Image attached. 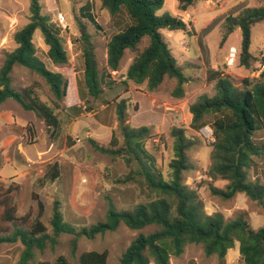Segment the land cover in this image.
<instances>
[{
    "label": "trees",
    "instance_id": "16d2710c",
    "mask_svg": "<svg viewBox=\"0 0 264 264\" xmlns=\"http://www.w3.org/2000/svg\"><path fill=\"white\" fill-rule=\"evenodd\" d=\"M29 22L14 35L17 47L6 54L0 68V105L11 99L25 111H32L42 118L46 127L55 131L58 119L54 110L42 103L34 95L31 88L16 91L11 85V73L15 67L26 68L41 78L55 98L56 102L66 96L67 81L59 73L48 71L36 56L33 36L39 31L44 44L48 47L47 57L55 66L68 63L63 40L58 29L50 25L47 17L41 14L40 0H29ZM177 10L186 12L198 1L207 0H176ZM164 0H100L102 10H106L112 18L116 29H123L113 35L106 43V76L107 71H117L126 51L133 58L124 75V86L128 83L143 85L147 92L157 91L166 78L176 81L171 95L184 98V85L190 80L186 78L181 67L169 49L162 31L187 32L189 25L177 16L163 14L157 16ZM128 19L130 23H124ZM264 23V6L246 8L237 16H228L224 20L223 41L238 28L241 33V49L239 63L253 72L249 53L251 29ZM82 50L83 86L85 94L92 100H97L102 94V82L94 48L88 41L85 27L78 23ZM211 27H206L209 30ZM87 39V40H86ZM264 62L262 58L261 63ZM215 94L212 97L200 96L189 105L192 116L190 129L200 131L210 126L215 142L211 144V164L205 176L210 182L209 189L213 196L230 200L237 194H243L251 201L263 205L264 186L250 183L246 169L252 165V158L260 155L262 147L255 143L254 134L264 131V70L257 78H245L240 86H236L228 77L215 73ZM57 107V103H54ZM115 114L118 129L123 137L124 147L118 149L100 146L93 139H88L90 145L99 153L110 157L130 156L125 163H135L136 170L128 175V180L142 178L140 185L147 191L146 202L138 204L132 210L118 211L112 203L103 222H98L88 228H82L76 233L74 228L64 222L58 202L53 205L50 226L52 236L47 234V228L41 221L44 212L43 204L37 201L38 217L30 222L31 213L19 218L16 215L14 198L20 189L16 182L0 186V234L8 232L6 224L17 223L27 227L15 229L7 237H0V244L16 243L23 245L20 259L15 264H29L33 251H43L47 245L54 248L57 238L62 234L75 235L72 251L75 250L77 238L84 236L91 240L98 235L114 232L123 224L132 231L147 227L157 228L147 235L139 234L121 254L118 264H170L171 256L182 255L186 245H202L204 254L209 257L216 255L224 264L227 252L238 243V252L243 264H264V228L252 230L242 215L235 220L225 222L222 215H205L194 192L183 184V174L192 169L186 152L193 146L192 139L184 135L183 130L172 129L170 134L175 139L173 146L174 158L169 163L170 180L165 181L157 172L155 161L143 149L145 137L150 138V129L140 127L131 129L127 125V103L120 100L115 103ZM212 117L208 122L206 118ZM33 135V131L29 132ZM52 138V137H51ZM114 132L109 144H113ZM62 164L55 161L47 167L41 180L54 183L64 174ZM216 181L225 182L223 189L211 185ZM42 182V181H41ZM108 253H82L76 264H107ZM36 264H70L59 256L54 262H37Z\"/></svg>",
    "mask_w": 264,
    "mask_h": 264
},
{
    "label": "rangeland",
    "instance_id": "374dc122",
    "mask_svg": "<svg viewBox=\"0 0 264 264\" xmlns=\"http://www.w3.org/2000/svg\"><path fill=\"white\" fill-rule=\"evenodd\" d=\"M211 2L219 3V7L207 11L204 8V2L199 1L191 7L187 14L190 16V24L187 33L183 31L168 32L162 31V34L168 43L169 49L175 57L177 64L181 67V71L186 78H190L191 85L186 88L187 96L190 102L196 101L200 96L212 97L215 94V83L205 86L199 83L204 79L205 72L215 70L216 72L224 69L225 58L233 48L237 51L236 64L228 68L224 77H228L236 86L241 85V81L245 78L254 79L251 71L241 66L239 63V53L241 49V33L238 28L223 41L224 20L226 17L237 16L246 8H260L264 6V0H211ZM88 4L91 10V16H87L82 6ZM93 5V7H92ZM236 12L234 8L240 6ZM29 0H0V68L8 53L14 51L17 47L14 41V35L29 22ZM41 14L47 17L50 25L59 30L63 40V48L65 51L71 44L72 50H67L66 54H75L80 52L82 55L83 43L81 40L80 29L78 23L85 27L88 41L91 43L96 52L98 68L101 72L106 68L105 62L102 61V52L104 49L105 38L109 39L114 31L110 28V22L105 24L104 19L99 18L100 0H40ZM212 7V4H211ZM95 13H93V10ZM167 14L170 16H185L177 10L176 0H164L161 10L156 12L157 16ZM62 15L65 19L66 30L59 25L57 18ZM130 23V22H128ZM213 24L207 31L205 28ZM99 26H102L99 28ZM111 29V31H110ZM116 33L123 29H116ZM194 34V35H193ZM33 36L34 47L38 43H44L39 31ZM87 40V39H86ZM36 49V48H35ZM264 51V23H259L251 29V43L249 53L254 57L251 67L257 69V65L261 63V53ZM76 59L77 72L82 69V56ZM36 56L41 62H46L47 55L37 48ZM132 54L126 51L120 63L121 72L132 59ZM43 62V63H44ZM47 63V62H46ZM44 63V64H46ZM49 66V65H47ZM49 69V67H47ZM52 69V68H50ZM255 71V70H254ZM79 77V78H78ZM196 77V78H195ZM199 80H198V79ZM66 80V78H64ZM12 87L21 92L25 88L37 91L38 96L34 95L40 101H44L54 110V114L60 120V125L55 130L52 138L48 136L46 125L42 126L38 117L32 111L24 110L16 121L17 124L23 120L21 126L14 124L0 125V169H5V173L21 172L23 176L16 177L14 181L20 185V189L15 193L14 205L17 217L21 218L28 212L31 213L30 222H33L39 214L38 204L33 195L44 206V212L41 221L47 228V234L52 236V228L50 220L55 202L59 203L60 210L64 222L70 224L77 232L82 228H88L98 222L105 220L109 203H112L116 210H132L138 204L144 203L148 199L147 191L140 185L142 178L136 177V180H128V175H132L137 171L134 164L128 165L125 159L129 158L124 154L123 157H110L96 151L85 137V130L80 129L77 137L73 140L67 139L66 131L68 121L63 115V110L54 107V103H62L53 97L49 86L43 78L36 73L23 68L15 67L11 73ZM79 96L82 103L77 108L78 113L87 114L92 107H89L85 98H89L85 94L83 86V76H77ZM176 81L166 78L163 84L158 88V95L167 105L161 106V113H172L170 105L176 106V115L171 120L153 123L151 119L152 108L150 100L147 96L140 95L136 100L140 103V112L131 118L130 128L138 129L140 127H148L151 137H145L142 142L143 149L155 161L157 172L161 174L165 181L170 180L169 163L174 158L173 146L175 139L171 136L172 129L183 130L184 135L192 139L193 146L186 152L187 160L192 165V169L183 174V184L196 194L200 203L201 211L205 215H214L219 213L225 222L235 220L242 215L252 230L264 228V210L262 205L256 201H251L243 194H237L230 200H224L220 197L213 196L210 193V182L205 176V172L211 164V144L207 138L208 133H212L210 126L194 131L190 129L188 119L182 115V107L180 106L185 99L179 100L171 95L175 88ZM109 95H101L98 103H105L111 95H116V89L111 88ZM117 96V95H116ZM172 97V98H171ZM16 103L8 99L5 103ZM43 103V102H42ZM15 105V104H14ZM186 109V105L183 109ZM4 109V108H3ZM159 110V109H158ZM1 112V111H0ZM131 116L134 114L130 108ZM83 123L94 122V119L81 118ZM128 120V116H127ZM208 122L212 121V117L206 118ZM172 121V122H171ZM154 125V126H153ZM33 131V135L29 132ZM156 131H159L156 133ZM114 143L109 144L110 138L96 141L100 146L105 148L118 149L124 147L123 137L118 126L114 130ZM255 143L262 147L259 156L252 158V165L246 169L247 179L250 183H258L264 186V131L260 130L254 134ZM50 145L53 148L50 149ZM37 151L44 152L39 159ZM26 156L31 162L27 161ZM54 161L62 164L64 174L54 183L42 179L47 167ZM29 164V166H28ZM16 173L15 175H17ZM28 174V175H27ZM5 178L7 182L0 181V186L9 185L10 180ZM225 182L216 181L211 185L217 189H223ZM264 205V199H263ZM8 232L0 234V237H7L15 229L27 227L23 224L11 223L6 224ZM157 230L151 226L139 231H132L125 225L121 224L116 231L98 235L94 239H87L84 236L77 238L75 250L72 251V241L75 235L62 234L57 238V244L54 248L49 245L43 251L35 249L33 258L29 264L37 262H54L57 257H65L70 264H76L78 257L86 252H103L108 253L107 264H118L121 254L130 245V243L139 234H149ZM7 251L9 258L17 263L20 259L23 245L18 240L16 243L0 244V252ZM14 263V264H15ZM170 264H221L216 255L207 257L204 254L202 245H186L182 255L179 257L171 256ZM224 264H243L239 252L238 243H234V247L227 252Z\"/></svg>",
    "mask_w": 264,
    "mask_h": 264
},
{
    "label": "crops",
    "instance_id": "0c3cea01",
    "mask_svg": "<svg viewBox=\"0 0 264 264\" xmlns=\"http://www.w3.org/2000/svg\"><path fill=\"white\" fill-rule=\"evenodd\" d=\"M202 2L205 3L204 8L207 11L213 10L215 6L219 7L218 2L213 3V2H211V0L202 1ZM211 4H212V7H211ZM92 7H93V5H92ZM240 7H241V5L237 6L236 8L233 9V11L234 12L238 11L240 9ZM100 8H101V6H100ZM81 10H84L87 16H91V14H90L91 10H90V6L88 4L82 6ZM188 10L186 12H184V14H186L185 16H177V17L181 18L184 23L189 25L190 24V21H189L190 16L187 14ZM93 13H95L94 10H93ZM231 16H233V15H231ZM99 18L104 19L105 24L110 22V15L106 10L100 9ZM127 22H128V19H124V23H127ZM212 25L213 24H210L208 26L212 27ZM99 28H101V30H102L103 27L99 26ZM110 28L114 30V31H111V29H110L111 33H114V34H112V36L117 34L115 32L117 30L114 27V25H112V23L110 25ZM184 33L186 34L187 32H184ZM109 39L105 38L104 49L102 52V61L105 62V65H106V59H107L106 43L108 42ZM92 47L94 48L93 45H92ZM35 48H36V50H37V48L40 49L45 55H47L48 47L44 43H41V44L38 43V45ZM69 49L72 50L71 44H69L67 50H69ZM67 50H66V52H67ZM94 53L96 56L95 48H94ZM259 53H261V55H262V54H264V51L259 52ZM79 55H81V53L79 51L76 52L75 54L71 53V56H70V54L68 55V53H67L68 63L65 65H62V66L53 65L48 58L45 59L47 63L43 61L46 64H44L42 62L48 71H50L52 73L61 74L64 78H66V81H67L66 96L62 99V103H60V105H59V103H57V108H59L60 110H63L62 113L68 121L67 122L68 128L66 131V137L65 138L73 140L74 138H76L78 136L76 132H78L80 129H82V130H85V137L86 138H90L93 140H97L98 138H101V140H106L107 138H110V140H111L112 134H113V132L116 128V125H117L116 114H115V103L119 102L120 100L126 101V103H127V116H128L127 125L130 127L131 118L135 117L140 112V103L138 102V100H136V97L140 96V95L147 96L150 100V105L152 108L151 119L153 120V123L160 121L163 124L164 122L171 120V117H174V115H176V110H175L176 106H173V105H170V108L173 110V111H171L172 113H168V114L161 113V111H160L161 106L162 105L165 106L167 104H165L164 101L160 98V96L158 95V93H159L158 91L147 92L144 90L143 85H135L133 83H128L127 88H125V86L123 84L125 80L123 81L122 79L125 78L124 75L128 69V66L131 63V60H132L131 59L130 63L125 66L123 72H121L122 70H121L120 66H119L117 71H109V72L107 71V74L109 76H106V72H105L106 68H104V70H102V72H101L100 79L102 82L103 94H105V92H106L107 95H109V91H106V90H109L111 88H115L116 92H117L116 93L117 96L115 94L114 95L110 94V97L107 99L106 103H105V100H103L102 104L98 103L99 102L98 99L92 100L90 98H85L84 102H86L88 104V106L92 107V108L85 115L79 114V115L74 116L73 114L78 113L79 110H77V108H79L80 104L82 103V101L80 100V96H79L80 92L78 89L79 87H78V83H77V76H79V74L81 75V77L83 76V69H81L79 72H77V70H76L77 69L76 59ZM132 58H133V56H132ZM253 61H254V59L251 61V64L253 63ZM47 65H49V66H47ZM81 66H82V60H81ZM47 67H49V69ZM50 68H52V69H50ZM215 73L221 74V70H219L217 72L215 70H211V71L207 70L205 72L203 80H199L198 78L197 79L199 80V83L203 86H205V84L212 85L214 82L213 81V75ZM191 83H192V81L190 80L187 84L184 85V98L179 99V100L185 99L184 102L180 106L182 107V110H183L182 111L183 117L185 119H188L189 123L191 122V119H192V116L189 113V105H191L194 101L192 100V102H190L189 101L190 98L187 99V98H185V96H187L186 88L189 85H191ZM35 94H36V96H38L37 91H35ZM174 98L175 97H173V99ZM176 99H178V98H176ZM5 102H7V100ZM5 102L0 105V111H1L0 112V125H8V124H14V123L17 124L16 121L19 119V116L24 112V110L17 103H12V101H11V103H5ZM41 102L45 103L44 101H41ZM185 105H186V109L185 108L183 109V106H185ZM130 108H132V110L134 112V114L132 116L130 114ZM55 116H56V114H55ZM81 118H88L91 120L94 119L95 121L89 122L87 124V123H83ZM57 119H58V127H57V129H58L59 125H60V120H59V118H57ZM23 122L24 121L21 120L20 122H18L17 125L20 124L19 126H21L23 124ZM40 123L42 126L45 125L44 121H40ZM148 127H152V125H149ZM46 130H47L48 136L50 138L53 137L55 131H53L51 128H48V127ZM157 132H159V131H156V133ZM110 140H109V142H110ZM49 147H50V149H52L53 145H50ZM43 154H44V152L37 151V155H38L39 159L43 156ZM26 158H27L28 162L33 163L32 161H30L28 156H26ZM52 163H49V164H52ZM28 166H29V164H28ZM16 173H18V174L15 175ZM0 174L2 176L7 177L8 179H11L10 182H13L17 176L20 178L23 176V174L21 172H15V173L7 172V173H5V169H0ZM1 180L3 182L8 181V180L6 181L5 178H3V177L2 178L0 177V181ZM14 182H16V181H14ZM14 263H15L14 258L13 259L9 258L7 251L2 250L0 252V264H14Z\"/></svg>",
    "mask_w": 264,
    "mask_h": 264
},
{
    "label": "built area",
    "instance_id": "2783aa9c",
    "mask_svg": "<svg viewBox=\"0 0 264 264\" xmlns=\"http://www.w3.org/2000/svg\"><path fill=\"white\" fill-rule=\"evenodd\" d=\"M57 21L59 25L61 26V28L63 30H66L65 19L62 15L58 16ZM261 56L262 58H264V54H262ZM236 60H237V51L232 48L229 54L225 58L224 69L221 70V75H224L223 73H225L228 68L233 67L236 64ZM263 70H264V62L259 63L257 65V69L251 73L253 76H256L255 78H257ZM122 80L124 81L125 78H123ZM206 136L209 139V141L212 142V144L215 142V138L211 132L208 133Z\"/></svg>",
    "mask_w": 264,
    "mask_h": 264
}]
</instances>
